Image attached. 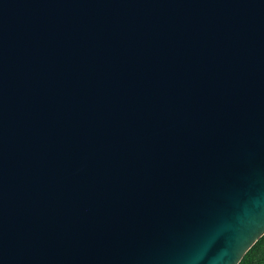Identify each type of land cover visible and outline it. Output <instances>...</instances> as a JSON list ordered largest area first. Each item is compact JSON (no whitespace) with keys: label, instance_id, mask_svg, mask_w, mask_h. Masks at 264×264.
<instances>
[{"label":"water","instance_id":"obj_1","mask_svg":"<svg viewBox=\"0 0 264 264\" xmlns=\"http://www.w3.org/2000/svg\"><path fill=\"white\" fill-rule=\"evenodd\" d=\"M225 221L264 222V0H0V264H187Z\"/></svg>","mask_w":264,"mask_h":264},{"label":"clouds","instance_id":"obj_2","mask_svg":"<svg viewBox=\"0 0 264 264\" xmlns=\"http://www.w3.org/2000/svg\"><path fill=\"white\" fill-rule=\"evenodd\" d=\"M257 234L253 237L248 245L240 251L239 254L230 252V249L237 242L236 231L230 222L221 223L212 233L203 246L193 256H191L187 264H201V262L208 255V252L217 242L224 240V246L221 247L217 253L210 257L208 264H243V253L247 251V247L251 246V243L260 238V235H264V222H259L256 226Z\"/></svg>","mask_w":264,"mask_h":264},{"label":"trees","instance_id":"obj_3","mask_svg":"<svg viewBox=\"0 0 264 264\" xmlns=\"http://www.w3.org/2000/svg\"><path fill=\"white\" fill-rule=\"evenodd\" d=\"M243 264H264V237L245 255Z\"/></svg>","mask_w":264,"mask_h":264},{"label":"snow or ice","instance_id":"obj_4","mask_svg":"<svg viewBox=\"0 0 264 264\" xmlns=\"http://www.w3.org/2000/svg\"><path fill=\"white\" fill-rule=\"evenodd\" d=\"M243 251V250H242Z\"/></svg>","mask_w":264,"mask_h":264}]
</instances>
